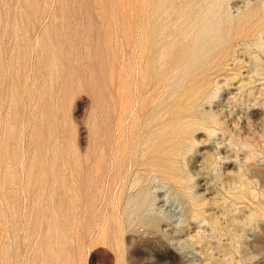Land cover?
I'll use <instances>...</instances> for the list:
<instances>
[{"label": "rangeland", "instance_id": "rangeland-1", "mask_svg": "<svg viewBox=\"0 0 264 264\" xmlns=\"http://www.w3.org/2000/svg\"><path fill=\"white\" fill-rule=\"evenodd\" d=\"M0 264H264V0H0Z\"/></svg>", "mask_w": 264, "mask_h": 264}, {"label": "bare ground", "instance_id": "bare-ground-1", "mask_svg": "<svg viewBox=\"0 0 264 264\" xmlns=\"http://www.w3.org/2000/svg\"><path fill=\"white\" fill-rule=\"evenodd\" d=\"M111 151H112V152L114 151V147H113L112 144L110 143V144L107 146V148H106V152H107V154L109 155ZM110 164H111V161H110ZM84 167L86 168V164H85ZM111 170H112V167H111V165H110L109 168H107V170L105 171L106 176L109 175V174L111 173ZM107 177H108V176H107Z\"/></svg>", "mask_w": 264, "mask_h": 264}]
</instances>
